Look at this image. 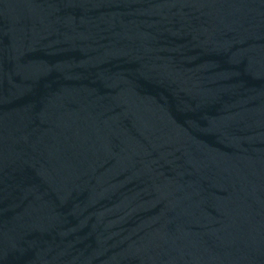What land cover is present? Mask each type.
<instances>
[{"label": "water", "instance_id": "1", "mask_svg": "<svg viewBox=\"0 0 264 264\" xmlns=\"http://www.w3.org/2000/svg\"><path fill=\"white\" fill-rule=\"evenodd\" d=\"M0 264H264V0H0Z\"/></svg>", "mask_w": 264, "mask_h": 264}]
</instances>
